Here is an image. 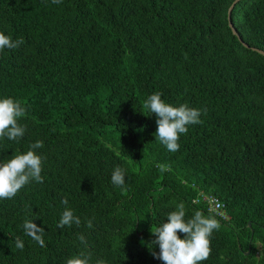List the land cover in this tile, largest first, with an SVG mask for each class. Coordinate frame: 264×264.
I'll use <instances>...</instances> for the list:
<instances>
[{
  "label": "trees",
  "instance_id": "obj_1",
  "mask_svg": "<svg viewBox=\"0 0 264 264\" xmlns=\"http://www.w3.org/2000/svg\"><path fill=\"white\" fill-rule=\"evenodd\" d=\"M235 1L0 0V32L24 41L0 50V99L25 109L24 136L0 138V163L43 142V183L0 198V264H66L82 251L89 264H164L152 230L181 202L185 220L200 211L219 225L198 264H264V56L253 50L264 52V0L231 14L249 49L229 26ZM157 92L200 111L175 152L143 107ZM117 166L126 190L111 182ZM65 208L79 226L57 227ZM25 219L44 228V247Z\"/></svg>",
  "mask_w": 264,
  "mask_h": 264
},
{
  "label": "clouds",
  "instance_id": "obj_2",
  "mask_svg": "<svg viewBox=\"0 0 264 264\" xmlns=\"http://www.w3.org/2000/svg\"><path fill=\"white\" fill-rule=\"evenodd\" d=\"M59 3L60 0H52ZM23 38L13 40L11 36H6L0 32V50L4 48L15 49L23 44ZM144 108L157 117L156 139L163 143L169 151L179 150L178 140L180 134L187 133V126L200 123V111L190 108L187 104L178 107L166 103L162 100L160 93L148 96L144 102ZM25 115V109L19 101L6 97L0 99V138L7 137L9 140H19L24 136L25 128L18 124L17 118ZM43 142L37 141L30 145L29 150L22 154H14L11 159L0 163V198H13L17 192L26 185L30 179H35L43 183L41 176L42 157L36 153V149L42 148ZM113 185L124 188L125 171L117 166L111 176ZM62 204L67 205L68 200L64 198ZM185 205L179 203L176 210L167 214L166 222L152 230L156 237L151 242L152 245H159V253L153 255L164 262V264H198L206 260L210 254V240L214 229L219 225L215 218L205 216L202 212L196 211L194 216L185 220ZM79 226L81 220L75 216L73 210L65 208L62 212L58 228ZM87 227L92 228V220L87 221ZM24 232L41 247L45 246L43 239L44 228L38 226L33 220L25 219L23 224ZM153 229V228H152ZM178 233L186 234L182 239ZM78 239L87 248V241L83 235ZM16 247L24 248V242L17 238ZM90 256L85 252H80L67 259L66 264H89ZM97 264H106L104 260H98Z\"/></svg>",
  "mask_w": 264,
  "mask_h": 264
},
{
  "label": "water",
  "instance_id": "obj_3",
  "mask_svg": "<svg viewBox=\"0 0 264 264\" xmlns=\"http://www.w3.org/2000/svg\"><path fill=\"white\" fill-rule=\"evenodd\" d=\"M240 1H241V0H236V1L234 2V4L232 5V7L230 8V10H229V21H230L229 26H230V28H231L233 34H234L236 37H238L239 41L243 44V46L249 49V46H247L246 44L243 43V41H242L241 38L239 37V34H238L237 31L234 29L233 24L231 23V14H232V11H233V9L235 8L236 4L239 3ZM253 50L256 51V52H258V53H260L261 55L264 56V52H262V51H260V50H257V49H253ZM249 226L251 227V225H249Z\"/></svg>",
  "mask_w": 264,
  "mask_h": 264
},
{
  "label": "built area",
  "instance_id": "obj_4",
  "mask_svg": "<svg viewBox=\"0 0 264 264\" xmlns=\"http://www.w3.org/2000/svg\"><path fill=\"white\" fill-rule=\"evenodd\" d=\"M209 204H210L211 211H214V212L218 213L220 216L225 217V215L222 213L223 206L221 205L219 200L212 198L209 200Z\"/></svg>",
  "mask_w": 264,
  "mask_h": 264
}]
</instances>
